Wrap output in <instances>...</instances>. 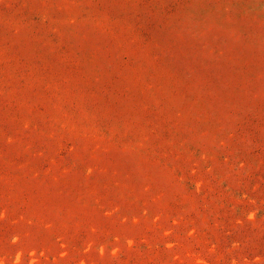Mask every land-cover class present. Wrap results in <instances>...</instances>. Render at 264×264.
Instances as JSON below:
<instances>
[{
    "label": "rangeland",
    "instance_id": "1",
    "mask_svg": "<svg viewBox=\"0 0 264 264\" xmlns=\"http://www.w3.org/2000/svg\"><path fill=\"white\" fill-rule=\"evenodd\" d=\"M0 264H264V0H0Z\"/></svg>",
    "mask_w": 264,
    "mask_h": 264
}]
</instances>
